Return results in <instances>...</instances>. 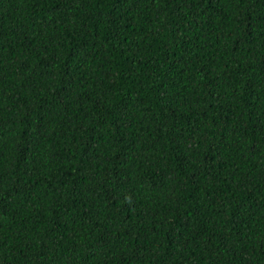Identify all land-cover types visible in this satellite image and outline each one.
I'll return each instance as SVG.
<instances>
[{"label": "trees", "instance_id": "trees-1", "mask_svg": "<svg viewBox=\"0 0 264 264\" xmlns=\"http://www.w3.org/2000/svg\"><path fill=\"white\" fill-rule=\"evenodd\" d=\"M0 264H264V0H0Z\"/></svg>", "mask_w": 264, "mask_h": 264}]
</instances>
